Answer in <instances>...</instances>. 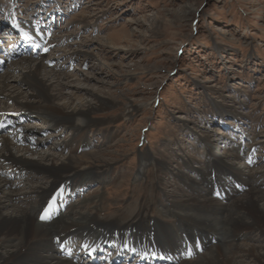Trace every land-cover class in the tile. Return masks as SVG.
Instances as JSON below:
<instances>
[{"label":"rangeland","instance_id":"rangeland-1","mask_svg":"<svg viewBox=\"0 0 264 264\" xmlns=\"http://www.w3.org/2000/svg\"><path fill=\"white\" fill-rule=\"evenodd\" d=\"M7 15L21 24L47 18L53 27L49 52L34 58L17 54L15 60L43 59L67 76L56 90L57 104L98 107L79 130L48 125L25 112V140H14L20 157L24 148H37L86 167L77 179L86 181L69 189L74 196L61 213L70 205L87 209L97 195L106 210L192 196L204 186L192 190L179 176L193 178L213 159L228 162L234 172L254 168L264 174V0H0L2 37L10 30ZM7 45L0 38V49ZM6 59L0 54V61ZM4 62L0 75L12 71ZM23 85L15 83L29 93ZM2 108L22 115L13 101L0 98ZM207 141L214 142L211 149ZM250 154L254 166L247 163ZM156 160L157 167L151 164ZM144 161L149 164L140 174ZM20 177H11L19 191L45 182L34 174ZM245 190L236 186L233 200ZM215 196L226 198L219 191ZM166 221L176 222L170 216ZM243 234L233 243L264 245L258 234ZM142 258L138 264L151 262Z\"/></svg>","mask_w":264,"mask_h":264},{"label":"bare ground","instance_id":"bare-ground-1","mask_svg":"<svg viewBox=\"0 0 264 264\" xmlns=\"http://www.w3.org/2000/svg\"><path fill=\"white\" fill-rule=\"evenodd\" d=\"M10 19L14 22L9 15V23ZM15 56L2 60L3 65L9 61L12 71L0 75V98L6 103L13 101L22 109V116L32 112L48 125L83 128L98 110L97 105H58L56 90L66 85L67 76L50 70L43 59L20 62ZM13 68L22 82H16ZM15 83H23L29 93L18 91ZM24 132L20 126L14 131L16 137L0 136V264H95L90 259L78 261L74 244L96 252L102 247L110 251L112 244L127 249L131 244L139 249L134 255L164 258L147 264H264V245L233 243L245 235L243 232L264 238V174L257 169L234 172L228 162L213 159L203 173L197 171L198 176H179L192 190L204 186L192 196L170 197L168 203L151 199L144 206L137 203L125 208L118 203L106 210L103 197L97 195L87 209L70 205L67 212L58 213L63 207L62 196L75 185L83 186L86 178L77 179L84 176L86 167L76 166L81 160L57 157L53 151L39 153L37 148H24V156H18L14 140H25ZM213 144L207 141L206 146L211 149ZM147 164L149 161L143 162L140 174L145 173ZM151 164L157 167L160 163L156 160ZM26 173L41 177L44 184H27V191L17 190L11 177ZM236 186L246 190L233 200ZM217 191L226 195L225 200L215 198ZM152 208L156 210L154 217L149 214ZM169 216L176 220L171 226L166 223Z\"/></svg>","mask_w":264,"mask_h":264}]
</instances>
